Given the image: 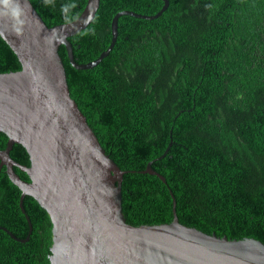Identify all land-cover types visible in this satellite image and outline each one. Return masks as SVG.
Instances as JSON below:
<instances>
[{"label":"trees","instance_id":"1","mask_svg":"<svg viewBox=\"0 0 264 264\" xmlns=\"http://www.w3.org/2000/svg\"><path fill=\"white\" fill-rule=\"evenodd\" d=\"M30 1L48 27L72 21L87 2ZM163 4L100 0L94 19L68 37L74 60L88 62L108 47L117 12L154 15ZM117 23L114 46L96 66L73 67L63 45L59 55L71 97L105 152L126 171V222L170 223L175 200L183 225L264 243V0H168L155 18L123 14ZM20 67L0 37V72ZM6 142L0 132V149ZM10 156L30 164L19 143ZM149 161L165 181L142 172ZM20 193L2 168L0 224L19 239L0 232L6 242H0V264H51L49 215L25 195L29 226Z\"/></svg>","mask_w":264,"mask_h":264},{"label":"water","instance_id":"2","mask_svg":"<svg viewBox=\"0 0 264 264\" xmlns=\"http://www.w3.org/2000/svg\"><path fill=\"white\" fill-rule=\"evenodd\" d=\"M163 1L154 15L117 12L111 19L110 44L85 63L74 60L68 37L94 19L100 0H87L75 19L51 27L30 0H17L24 21L19 32L9 16H0V37L21 65L19 70L0 72V132L7 137L6 147L0 149V169L4 166L20 189L19 205L29 226L22 204L25 195L48 213L53 234L51 264H264L263 242L228 239L183 225L176 215L175 200L170 223H127L121 193L126 171L105 152L70 95L59 47H65L73 67L90 69L113 48L120 15L155 18L168 6V0ZM14 143L25 148L28 166L11 158ZM151 163L142 172L165 181ZM14 166L29 181L20 178Z\"/></svg>","mask_w":264,"mask_h":264},{"label":"clouds","instance_id":"3","mask_svg":"<svg viewBox=\"0 0 264 264\" xmlns=\"http://www.w3.org/2000/svg\"><path fill=\"white\" fill-rule=\"evenodd\" d=\"M7 15L13 21L14 29L19 32L24 23L22 19L23 9L17 0H0V16Z\"/></svg>","mask_w":264,"mask_h":264},{"label":"flooded vegetation","instance_id":"4","mask_svg":"<svg viewBox=\"0 0 264 264\" xmlns=\"http://www.w3.org/2000/svg\"><path fill=\"white\" fill-rule=\"evenodd\" d=\"M2 168H4V170H5V167L3 166ZM1 168V169H2ZM0 169V170H1ZM0 232H5L7 235H9L11 238H14V239H17V238H19V237H17V235H16V233H14L12 230H10L8 227H6V226H4V225H2V224H0ZM11 235H13V236H11ZM0 237H2L3 239H4V236L2 235V234H0ZM0 242H2V243H6V242H4V241H0ZM16 248H13V246H11V253L12 254H14L15 252H16Z\"/></svg>","mask_w":264,"mask_h":264}]
</instances>
